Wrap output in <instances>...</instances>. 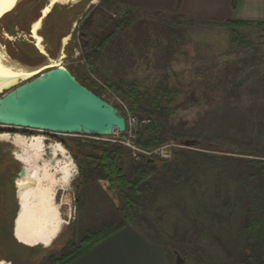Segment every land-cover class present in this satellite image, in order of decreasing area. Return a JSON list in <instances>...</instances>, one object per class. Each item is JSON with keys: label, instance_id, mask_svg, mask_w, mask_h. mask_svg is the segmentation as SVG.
<instances>
[{"label": "rangeland", "instance_id": "374dc122", "mask_svg": "<svg viewBox=\"0 0 264 264\" xmlns=\"http://www.w3.org/2000/svg\"><path fill=\"white\" fill-rule=\"evenodd\" d=\"M48 1L19 0L0 20V42L39 66L68 35L63 65L138 123L103 137L45 133L48 143H67L76 165L65 186L69 225L46 249L10 233L18 173L32 167L0 141V257L48 264L87 234L131 224L168 245L172 264L176 254L182 264L260 263L264 239L253 222L264 205V24L211 25L118 0H59L38 31L31 25ZM6 130L33 133L0 126ZM185 140L194 145L178 143ZM163 146L168 158L144 153ZM103 149L117 152L126 183L101 169Z\"/></svg>", "mask_w": 264, "mask_h": 264}, {"label": "bare ground", "instance_id": "6f19581e", "mask_svg": "<svg viewBox=\"0 0 264 264\" xmlns=\"http://www.w3.org/2000/svg\"><path fill=\"white\" fill-rule=\"evenodd\" d=\"M18 1L0 0V20L14 9ZM57 1L59 0H49L43 12L33 19L31 26L39 31L41 28L39 20L44 10ZM93 2L96 3L97 0H92L91 3ZM75 22L76 20L73 21V25ZM5 35L12 36L7 32ZM67 36L61 38L59 54L39 66L23 64L11 56L6 45L0 42V93L42 72L49 65H62L61 59L64 53L62 47L65 48L69 40ZM44 53L48 55L46 51ZM0 126L33 132L30 135L20 132L10 133L7 130L0 132V141L11 145L14 152L25 157L26 162L32 167V170L25 171L18 182L19 207L13 224L14 236L27 246L50 248L66 225H69L68 217H65L63 212L64 205L68 206L70 202L67 194L69 187L65 186H70L75 178L73 171L76 168L75 162L64 143L59 140L48 143V137L45 135L47 132L43 130ZM62 192L63 198L60 200L59 195ZM0 264L13 263L0 257Z\"/></svg>", "mask_w": 264, "mask_h": 264}, {"label": "water", "instance_id": "95a60500", "mask_svg": "<svg viewBox=\"0 0 264 264\" xmlns=\"http://www.w3.org/2000/svg\"><path fill=\"white\" fill-rule=\"evenodd\" d=\"M0 125L51 134L103 137L125 132L126 118L117 106L85 85L62 64L49 65L1 94ZM178 143L194 145L193 140ZM22 174L20 169L18 175ZM17 211L16 207L13 224ZM182 262V256L176 254L175 264Z\"/></svg>", "mask_w": 264, "mask_h": 264}, {"label": "crops", "instance_id": "0c3cea01", "mask_svg": "<svg viewBox=\"0 0 264 264\" xmlns=\"http://www.w3.org/2000/svg\"><path fill=\"white\" fill-rule=\"evenodd\" d=\"M118 1L204 24L225 25L230 21L264 24V0ZM67 264H172V253L155 235L126 224Z\"/></svg>", "mask_w": 264, "mask_h": 264}, {"label": "trees", "instance_id": "16d2710c", "mask_svg": "<svg viewBox=\"0 0 264 264\" xmlns=\"http://www.w3.org/2000/svg\"><path fill=\"white\" fill-rule=\"evenodd\" d=\"M230 22H232V23H239V24L240 23L241 24L248 23V22H242V21H230ZM80 81H82V80H80ZM84 84L87 85L86 83H84ZM120 111L124 115V113L122 112V110H120ZM173 140H177V139L175 137H173ZM61 142L64 143L65 147L67 146V143H65L64 141H61ZM141 145L144 146V147H146V148H150V147L153 146V144L151 143V141L142 142ZM101 151H102V153L100 154V157L96 159L97 162L99 164H101L100 165L101 166V169L105 173H107V175H109V176H111V174H113V173L116 172L117 173V176L119 177V180L120 181L123 180L126 183L125 176L121 174L120 167L118 165H116L115 162H114L115 161V156L117 155V152H115V151H109V150H106V149H103ZM73 156L76 159V161L78 162L80 169H82V164L80 162V159H79L78 155H76L75 153H73ZM147 162L148 163H151L153 161L152 160H149ZM260 163L263 164L262 172L264 173V160H261ZM12 187L15 188L14 181H12ZM16 207H17V205L14 208L13 215L10 217V223H11V225H10V233H11V235H12L13 217L15 215V209H16ZM1 208H5V207L2 206ZM253 223H254V225L256 224L259 227L260 235L264 239V205H263V210H262L259 218L256 219V220H254ZM124 225H126V224H120V225L113 224L111 226H106V227H104L102 229H99V230L95 231L92 234H87L86 237H84L80 241V244L74 246L71 251H69V252H67L65 254H61V256H59L58 258L55 259V262L54 263L55 264H67L68 262H70L71 260H73L74 258H76L77 256H79L83 252H85L88 249H90L97 242H99L100 240L104 239L106 236H108L111 233H113V232L117 231L118 229L122 228ZM258 264H264V251L262 253V260Z\"/></svg>", "mask_w": 264, "mask_h": 264}, {"label": "built area", "instance_id": "2783aa9c", "mask_svg": "<svg viewBox=\"0 0 264 264\" xmlns=\"http://www.w3.org/2000/svg\"><path fill=\"white\" fill-rule=\"evenodd\" d=\"M102 96V95H101ZM104 98V96H102ZM106 99V98H104ZM107 100V99H106ZM137 121L135 119H130V120H127L126 119V130L125 132L123 133H130L131 132V126L134 124V125H137ZM119 134V133H117ZM134 150H138L136 147H132ZM171 152V149L168 147V146H163V147H159L157 149H154L153 151L151 152H144L146 155H150V154H156L158 156H160L161 158H168L170 156V153Z\"/></svg>", "mask_w": 264, "mask_h": 264}, {"label": "flooded vegetation", "instance_id": "af4514ba", "mask_svg": "<svg viewBox=\"0 0 264 264\" xmlns=\"http://www.w3.org/2000/svg\"><path fill=\"white\" fill-rule=\"evenodd\" d=\"M25 173V169L23 170V174L20 176V178L18 179L17 183H16V199H17V202L15 203L17 205V208L19 206V191H18V182L20 181L21 177L24 175ZM18 203V204H17ZM23 245H25L24 243H22ZM55 259H52L50 260V262L48 264H55ZM13 264H16L14 261H13Z\"/></svg>", "mask_w": 264, "mask_h": 264}]
</instances>
